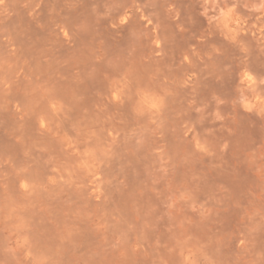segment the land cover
<instances>
[{
    "label": "rangeland",
    "instance_id": "374dc122",
    "mask_svg": "<svg viewBox=\"0 0 264 264\" xmlns=\"http://www.w3.org/2000/svg\"><path fill=\"white\" fill-rule=\"evenodd\" d=\"M0 264H264V0H0Z\"/></svg>",
    "mask_w": 264,
    "mask_h": 264
}]
</instances>
